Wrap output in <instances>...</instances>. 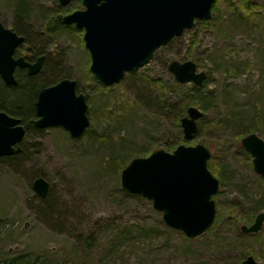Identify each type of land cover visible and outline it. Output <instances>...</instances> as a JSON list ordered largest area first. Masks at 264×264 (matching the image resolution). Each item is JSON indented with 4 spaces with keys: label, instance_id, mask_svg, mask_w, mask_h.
I'll use <instances>...</instances> for the list:
<instances>
[{
    "label": "rangeland",
    "instance_id": "obj_1",
    "mask_svg": "<svg viewBox=\"0 0 264 264\" xmlns=\"http://www.w3.org/2000/svg\"><path fill=\"white\" fill-rule=\"evenodd\" d=\"M18 1L0 0L4 26L26 37L17 55H45L37 80L75 79L87 97L91 124L80 138L63 127L33 132L21 144L24 156L0 158V262L22 256V264H242L253 255L264 264V227L245 234L236 226L252 224L249 218L264 211V177L241 146L248 124L264 139V0H254L247 18L232 11L244 10L241 1L215 0L214 23L198 20L135 75L128 72L112 86H102L90 71L84 30L56 22L84 9L82 0H25L24 20ZM174 59L193 60L208 73L195 95L175 85L168 69ZM185 94L195 99L190 106L204 112L190 140L174 110L164 108L166 100L181 101ZM15 95L3 93L0 82L5 106ZM181 138L210 149L208 165L221 182L214 199L223 220L195 239L169 227L151 200L121 186V172L134 157L173 151L166 142ZM39 176L50 183L46 197L33 190ZM124 227L131 228L129 236L121 233ZM85 236H91L89 245Z\"/></svg>",
    "mask_w": 264,
    "mask_h": 264
},
{
    "label": "water",
    "instance_id": "obj_2",
    "mask_svg": "<svg viewBox=\"0 0 264 264\" xmlns=\"http://www.w3.org/2000/svg\"><path fill=\"white\" fill-rule=\"evenodd\" d=\"M72 0H60L67 5ZM215 0H82L84 9L65 15L62 22L84 30V42L91 56L90 71L102 86H112L126 73L147 65L159 48L195 26L198 20L212 18ZM25 37L4 26L0 20V75L8 86H16L17 68L38 74L45 56L31 62L15 57ZM179 84L202 86L208 77L193 60H171L168 66ZM39 129L65 128L72 138L82 137L91 122L87 97L77 91V81L63 78L38 91L35 102ZM204 112L189 106L180 120L185 140L194 137ZM19 117L0 111V158L21 153L26 128ZM241 146L253 157L254 169L264 177V139L252 132L241 139ZM210 149L203 143H182L173 151L160 148L148 156L134 157L121 172V186L130 194L152 201L162 212L164 222L188 238H198L213 225L217 205L214 199L221 182L210 170ZM49 181L43 176L33 182V190L46 197ZM264 227V211L241 232L257 234ZM242 264H262L248 255Z\"/></svg>",
    "mask_w": 264,
    "mask_h": 264
},
{
    "label": "trees",
    "instance_id": "obj_3",
    "mask_svg": "<svg viewBox=\"0 0 264 264\" xmlns=\"http://www.w3.org/2000/svg\"><path fill=\"white\" fill-rule=\"evenodd\" d=\"M228 1L231 2V0H228ZM239 1L242 2L243 6H244V10H241L238 7H234V8H232V11H234V13L238 17H244V18H247L248 16L250 17L252 15V13L249 12V10L251 9V7L254 4V0H239ZM213 9L217 10V8H213ZM240 11H243V13H240ZM17 12H18V14L19 13H21V15L23 14L22 16H20L22 19H23V17L26 18V16H28L25 0H19L18 1ZM56 20H57L56 22H58V23L62 22L61 21L62 19L59 17ZM215 21H216V17L214 18L212 16V18L210 20H199L198 22L200 24L206 26L208 24L214 23ZM62 26L65 27V25H62ZM17 30H19V32L25 34L23 32L22 28H17ZM178 37H180V36H178ZM178 37H175L174 39H176ZM192 42H193V44H190L191 49L194 48L193 46L195 45V43L199 42V32H197L193 36ZM185 55L187 57H189V56H191V53L189 52V54H185ZM135 73L136 72H130L128 74L129 78L132 77L133 75H135ZM37 76H38V74L36 76H30L27 74L26 71L18 70V73L16 72L18 84L16 86L5 85L3 88V93H4V89L11 90V94L16 91L15 97L17 100H14L11 103L12 105L10 107H7V106H5L6 99L4 100V96H2V98H0V110H5L8 113H10L11 115L21 118L22 123L26 127V131H27L26 136L31 135L33 132L42 131L41 129L36 128L33 124V120H34V118H36L35 102H36L38 91L40 90V88L53 84L52 83L53 80L51 81V80H48L46 78V79H43V81H40V80H37ZM63 78H67V77L66 76H60L59 80H61ZM174 83H175V85H178L180 88H187L188 90H190V92L192 93L190 96L195 95L194 91L195 92L199 91L201 89L200 87H202V86L199 87V86H196L193 84H179L176 81H174ZM77 89L79 92L80 89L78 87H77ZM138 96L141 97L142 95L138 94ZM185 96H186V94L181 97V101L177 100L175 102H170L169 100H166V103L164 104L165 109H168L169 111L174 110L177 124L181 120V118L186 115L187 109L190 106L191 102L195 101V99H191L190 96H188L189 98H187L190 100H187L185 98ZM147 98H148V93H146L144 95L143 99H147ZM246 128L247 129L245 130V132L247 131L249 133L256 129L255 126H253V124H248ZM181 140H182V138L179 139L178 141L173 139L171 141H167L165 145L168 146L169 149H175L178 145L182 144ZM23 141H24V139H23ZM23 141L21 142V144L23 143ZM22 148H23V146H22ZM25 152H26V150H25V148H23V151L21 153H19L17 155H13V156H6V158L8 160H13V159L24 156ZM150 152H151V150L149 151V153ZM211 156H212V154H211ZM220 194H221V189L216 196H218V195L220 196ZM216 196H214V197H216ZM255 217H256V215L254 214L251 218H249V220L251 222H253ZM221 220H223V214L221 213V211H219V212L217 211L216 218H215V221H214L212 226H214V225L216 226ZM236 226L239 230L240 229L239 221L236 222ZM121 230H122L121 233L125 234L127 236H129L130 231H132L131 228H129V227H124ZM83 240L86 242V244L89 245L90 241H91V236H85ZM22 263H23L22 256H18L16 258H13L8 263H1L0 262V264H22ZM27 263L29 264V262H27Z\"/></svg>",
    "mask_w": 264,
    "mask_h": 264
},
{
    "label": "flooded vegetation",
    "instance_id": "obj_4",
    "mask_svg": "<svg viewBox=\"0 0 264 264\" xmlns=\"http://www.w3.org/2000/svg\"><path fill=\"white\" fill-rule=\"evenodd\" d=\"M19 35H21V34H19ZM23 36H24V35H23ZM24 37H25V36H24ZM25 41H26V37H25ZM25 41H24V42H25ZM22 44H24V43H22ZM22 44H21V45H22ZM21 45H19V46H21ZM19 46H18V47H19ZM18 47H17V48H18ZM17 48H16V50H17ZM18 56H23V55H17V53H16V51H15V57H18ZM39 56H41V55H39ZM39 56H37L35 59H29V58H27V56H23V57H25V59L28 60V61L34 62V61H36V59H37ZM44 56H45V55H44ZM44 59H45V58H44ZM43 62H44V61H43ZM42 67H43V66H42ZM18 70H24V71H26L27 74H28V69H27V68H17V69H16V72H17ZM16 72H15V74H16ZM40 72H41V71H40ZM40 72H39V73H40ZM39 73H38V74H39ZM28 75H29V74H28ZM36 75H37V74H36ZM36 75H30V76H36ZM16 78H17V77H16ZM0 82H1V85H2L3 88H4L5 85H7V84L5 83V81L3 80V78H2L1 75H0ZM7 86H8V85H7ZM0 111H1V110H0Z\"/></svg>",
    "mask_w": 264,
    "mask_h": 264
},
{
    "label": "bare ground",
    "instance_id": "obj_5",
    "mask_svg": "<svg viewBox=\"0 0 264 264\" xmlns=\"http://www.w3.org/2000/svg\"><path fill=\"white\" fill-rule=\"evenodd\" d=\"M77 91H78V89H77ZM36 118H37V114H36ZM36 118H34V120L36 119ZM34 120H33V124H34ZM21 124H23L22 122H21ZM24 125V124H23ZM35 126V125H34ZM24 127H25V125H24ZM26 128V127H25ZM27 132V131H26Z\"/></svg>",
    "mask_w": 264,
    "mask_h": 264
}]
</instances>
